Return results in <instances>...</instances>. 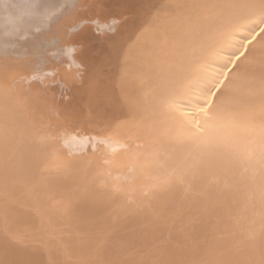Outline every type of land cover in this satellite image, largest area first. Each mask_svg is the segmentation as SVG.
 Wrapping results in <instances>:
<instances>
[{
    "label": "bare ground",
    "instance_id": "6f19581e",
    "mask_svg": "<svg viewBox=\"0 0 264 264\" xmlns=\"http://www.w3.org/2000/svg\"><path fill=\"white\" fill-rule=\"evenodd\" d=\"M262 14L264 0H0V264H100L112 246L108 264H131L145 241L160 252L139 264L213 249L202 262L264 264ZM161 242L191 255L167 260Z\"/></svg>",
    "mask_w": 264,
    "mask_h": 264
},
{
    "label": "rangeland",
    "instance_id": "374dc122",
    "mask_svg": "<svg viewBox=\"0 0 264 264\" xmlns=\"http://www.w3.org/2000/svg\"><path fill=\"white\" fill-rule=\"evenodd\" d=\"M130 229H131V228H130ZM130 229H126V230L121 231V232H123V233H121V234H125V232H127V233L129 234ZM128 230H129V231H128ZM132 230H133V232H134L135 229L132 228ZM132 230H131V231H132ZM134 234H135V235H134ZM117 235H118V234H117ZM130 235H131V237H134L133 239H135V241L138 240L136 233H133L134 236H133L132 234H130ZM104 236L107 237L108 235H107V234H106V235L104 234ZM109 236H110V237L107 239V241L110 242V240H111V239L113 240V238H114L115 236L112 235V234H110ZM106 237L104 238V240H106ZM110 238H111V239H110ZM227 238H229V237H227ZM104 240H103V242H104ZM107 241H106V242H107ZM114 241H115V240H114ZM114 241H113V242H114ZM179 241H180V243L177 242V243H175V244H179V245H180V244H183V243H184V242L181 243L182 240H179ZM228 241H229V240H228ZM106 242H105V243H106ZM225 242H226V241H225ZM148 243H150V242H146V241H145V242L143 243L142 246L139 245L138 248L142 247L140 250L137 248V246H135L138 250L135 249V250H136L135 253H134V252H131V253H134V254H129V255H131V256L134 255V258H135V259L132 258V260H133V262H134L135 264H136V263L139 264V261L136 262V259H138V257H141V255L144 254L145 250H144L143 253L141 252V251H143V249H147L148 251H149V250H150V251L153 250L152 252H154V250L156 249V248H153V247H156L155 242H151L150 244H148ZM153 243L155 244V246L152 245ZM164 243H165V242H164ZM164 243H163V242H161L160 244L157 243V246H158V244L161 246V244H164ZM189 243H190V242H189ZM107 244H108V243H107ZM115 244H116V243H115ZM132 244H133V243H132ZM134 244H135V242H134ZM175 244H174V243H173L172 245L170 244L171 246H173V249H174ZM184 244H185V243H184ZM226 244H227V243H226ZM226 244H225V245H226ZM110 245H111V246L113 245V244H112V241H111V243H109V245H108L109 247H108V246H107V247L110 248ZM179 245H176V246H175V249H174L175 251H177L176 248H177ZM185 245H186V244H185ZM190 245H192V244H191V243L188 244V246H190ZM227 245H228V244H227ZM227 245L225 246V249L228 250V248H229V251H230V247H229V245H228V246H227ZM105 246H106V245H105ZM115 246H116V245H115ZM115 246H114V247H115ZM133 246H134V245H133ZM151 246H152V247H151ZM162 246L165 247L166 245H162ZM162 246H161V247H162ZM171 246L168 247V248L165 247V249L167 248L166 250H168V249L170 248V250H169L170 252H168V253H167L166 250L164 249V252H165L166 254H163V253H164V252H163V249L160 248V249H161V252H163V253H162L163 255H165V256L169 255V258H168V257L166 258L167 260L172 259L173 257H172V258H170V257L173 256L174 254L177 255L176 253H174V254L172 255V252H171V251H172V250H171L172 248H171ZM186 246H187V245H186ZM186 246H184V247H185V248H188V246H187V247H186ZM107 247H106V248H107ZM112 247H113V246H112ZM112 247H111V248H112ZM135 247H134V248H135ZM182 247H183V245H182ZM182 247L179 246V248H180L179 250H180V251H178L177 253H178V254H179V253H182V254H180V255H182L183 257H182V258H180V257H179V258H174V259H173V262L176 261V260H178V259H181V260H182L183 258L186 259L185 256H186L187 254H185V256L183 255V253H184L185 250L181 249ZM184 247H183V248H184ZM190 247H191V246H190ZM220 247H222V250H223V248H224L223 245H220ZM220 247H219V248H220ZM227 247H228V248H227ZM108 248H107V249H108ZM111 248H110L109 251H111ZM132 248H133V247H132ZM132 248H131V249H132ZM134 248H133V249H134ZM152 248H153V249H152ZM158 248H159V247H158ZM185 248H184V249H185ZM215 248H216V247H215ZM217 248H218V247H217ZM217 248H216V249H217ZM129 249H130V248H129ZM133 249L130 250V251H133ZM231 249H232V248H231ZM181 250H182V252H181ZM186 250H189V249H186ZM219 250H220V249H219ZM109 251H108V252H109ZM113 251H114V250H113ZM121 251L123 252V250H121ZM130 251L128 250L129 253H130ZM155 251H156V250H155ZM158 251H159V250H158ZM158 251H156V252H158ZM217 251H218V250H217ZM223 251H224V250H223ZM225 251H226V250H225ZM225 251H224V252H225ZM229 251L227 252V254H226V252H225V253L223 254V257H224V256L226 257V255H229V254H230ZM108 252H107V254H108ZM117 252H118V251H117ZM117 252H116V253H117ZM122 252H121V253H122ZM128 252L125 251V252L123 253V255L121 254V256L127 257V256H128V255H127ZM152 252H151V253H152ZM156 252H154V254H155ZM159 252H160V251H159ZM173 252H174V251H173ZM210 252H212V253H209V252H208L209 255H208V254H207V255H204L205 258H206V256H211L210 254L213 255V253H214L215 251H214V249H213V250H211ZM221 252H222V251H221ZM109 253H110V252H109ZM118 253H120V252H118ZM118 253L115 254V255H116V256L118 255V257H121ZM125 253H126V254H125ZM148 253H149V252H148ZM170 253H171V256H170ZM185 253H186V252H185ZM228 253H229V254H228ZM81 254H82V253H81ZM81 254H80V255H81ZM107 254L104 255V257L107 256ZM111 254H112V252L109 254V256H111ZM146 254H147V253H145V255H146ZM154 254H153V256H154ZM157 254H158V253H157ZM159 254H160V255H159ZM159 254H158V255L162 258L163 255H162L161 253H159ZM219 254H220V253H219ZM225 254H226V255H225ZM231 254H232V253H231ZM80 255H79V256H80ZM86 255H87V254H86ZM161 255H162V256H161ZM188 255H189V254H188ZM188 255H187V256H188ZM190 255H191V254H190ZM190 255H189V256H190ZM221 255H222V253H221ZM82 256H84V254H83ZM88 256H89V255H88ZM88 256H86V258H87L86 261L84 260L85 258L83 259L84 263H86V264H91V262H95V261H96L95 258H93V257H92V258H91V257L88 258ZM149 256H152V254L149 255ZM149 256H148V258H149ZM156 256H157V255H156ZM178 256H179V255H177L176 257H178ZM202 256H203V255H202ZM202 256L199 257V260H200V261H201V259H202V258H201ZM204 256H203V259H204ZM213 256H214V255H213ZM213 256H212V257H213ZM230 256H231V255H230ZM80 257H81V256H80ZM104 257H103V258H104ZM107 257H108V256H107ZM107 257L104 258L105 261L107 262L106 264L109 263V260H108V259L110 258V257H109V258H107ZM113 257H114V255H113ZM113 257L111 256L112 259H113ZM128 257H129V256H128ZM136 257H137V258H136ZM142 257H143V258H142ZM142 257L139 258V259H140L141 261L144 262V259H145V258H144V256H142ZM146 257H147V256H146ZM55 258H56V257H55ZM100 258H102V256H101ZM103 258H102V259H103ZM111 258H110V260H112ZM122 258H123V257H122ZM155 258H156V257H152V258H151L152 261H153V260H156V262L160 261L159 259H157V258L155 259ZM161 258H160V259H161ZM164 258H165V257H164ZM190 258H191V257H190ZM193 258H195V257H193ZM200 258H201V259H200ZM60 259H61V258L59 257V258L56 259V261H57V260L59 261ZM91 259H92V260L94 259V261H91ZM102 259H100L99 261H98V259H97V261H98L99 263H100V261H101L100 264H103V263L105 264V261H104V260H103V263H102ZM116 259H117V260H116ZM123 259H124V258H123ZM123 259L121 260V259H118V258H114V261L111 262V263L115 264V263H114L115 260H116L117 263L120 262V264H121V261H122V264H123V263H127V261H126L125 259H124V260H123ZM126 259H127V258H126ZM151 259L149 258V260H148V259H147V260L150 262ZM191 259H192V258H191ZM195 259H196V258H195ZM203 259H202V261H203ZM224 259H225V258H223V262H224ZM64 260H65V259H64ZM64 260H62V261H64ZM69 260H71V258H70ZM69 260H68L67 262H66V261H65V262L68 264V263H69ZM73 260L75 261V258H74V257H72V262H73ZM76 260H77V259H76ZM78 260L80 261V259H78ZM78 260H77V262H78ZM87 260L90 261V262L88 263ZM120 260H121V261H120ZM134 260H135V261H134ZM147 260H145V261H147ZM157 260H158V261H157ZM167 260H164V261H163V259H162L161 262L163 263V262H166ZM186 260H187V262H186V261H185V262H186L187 264H191V263L193 262L192 260H194V259H192L191 261H190L189 259H186ZM197 260H198V257H197ZM197 260H196V262H197ZM199 260H198V261H199ZM62 261H61L60 263H63ZM171 261H172V260H171ZM202 261H201V262H202ZM226 261H227V260H225L224 263H226ZM72 262H70L69 264H71ZM81 262H82V260L80 261V264H81ZM130 262H131V261H130ZM130 262H129V263H130ZM133 262H131V264H134ZM143 262H141V263H143ZM154 262H155V261H154ZM154 262H153V263H154ZM156 262H155V264H156ZM169 262H170V261H169ZM183 262H184V259H183ZM188 262H191V263H188ZM201 262H199L198 264H201ZM215 262H217V261H215ZM57 263H58V262H57ZM60 263H58V264H60ZM66 263H65V264H66ZM78 263H79V262H78ZM78 263H77V264H78ZM95 263L97 264V262H95ZM141 263H140V264H141ZM158 263H160V262H158ZM170 263H172V262H170ZM175 263H177V262H175ZM175 263H174V264H175ZM178 263H179V262H178ZM181 263H182V262H181ZM194 263H195V261H194ZM194 263H193V264H194ZM202 263L205 264V260H204V262H202ZM73 264H76V263H73ZM82 264H83V263H82ZM118 264H119V263H118ZM127 264H128V263H127ZM144 264H145V263H144ZM146 264H147V263H146ZM163 264H164V263H163ZM165 264H166V263H165ZM167 264H169V263L167 262ZM182 264H183V263H182ZM195 264H196V263H195ZM206 264H208V263H206ZM213 264H215V263H213ZM216 264H217V263H216ZM219 264H220V263H219ZM221 264H222V263H221ZM226 264H229V263H226Z\"/></svg>",
    "mask_w": 264,
    "mask_h": 264
},
{
    "label": "snow or ice",
    "instance_id": "6c2138e0",
    "mask_svg": "<svg viewBox=\"0 0 264 264\" xmlns=\"http://www.w3.org/2000/svg\"><path fill=\"white\" fill-rule=\"evenodd\" d=\"M254 24H258V25H261V27H259V30L256 31V30H253V36H252V39H255L256 36L260 35L261 33H264V14L261 15V17L256 20V21H253ZM252 40H248L247 43H251ZM241 47H245L244 45H242ZM245 51H246V48H245ZM245 51H240L238 54H234V58L233 59H230L228 61L229 64H234V61H239L241 59V57H243L245 55ZM232 71V68L231 67H228L227 68V72H231ZM226 75V73H225ZM220 83L222 84L223 81L221 80ZM216 91H219V88L217 87L216 88ZM214 94V93H213ZM201 112H205L206 109L202 106L201 109H200Z\"/></svg>",
    "mask_w": 264,
    "mask_h": 264
}]
</instances>
